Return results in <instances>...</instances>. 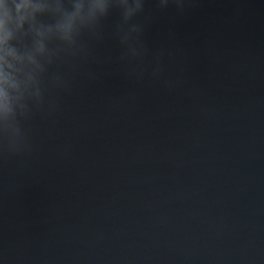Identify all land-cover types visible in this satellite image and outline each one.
<instances>
[{"label":"water","instance_id":"water-1","mask_svg":"<svg viewBox=\"0 0 264 264\" xmlns=\"http://www.w3.org/2000/svg\"><path fill=\"white\" fill-rule=\"evenodd\" d=\"M146 7L175 86L123 76L113 15L98 79L0 157V264H264V0Z\"/></svg>","mask_w":264,"mask_h":264},{"label":"clouds","instance_id":"clouds-1","mask_svg":"<svg viewBox=\"0 0 264 264\" xmlns=\"http://www.w3.org/2000/svg\"><path fill=\"white\" fill-rule=\"evenodd\" d=\"M149 0H0V157L35 149L33 122L62 111L65 96L81 82L98 79L96 48L108 33L120 46L116 61L128 80L164 79L165 49L153 51L144 40L152 14ZM157 10L178 13L187 0H154ZM111 57L104 62H110Z\"/></svg>","mask_w":264,"mask_h":264}]
</instances>
